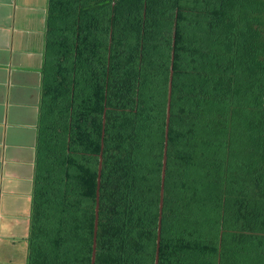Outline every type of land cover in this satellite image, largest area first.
Segmentation results:
<instances>
[{
  "label": "trees",
  "instance_id": "16d2710c",
  "mask_svg": "<svg viewBox=\"0 0 264 264\" xmlns=\"http://www.w3.org/2000/svg\"><path fill=\"white\" fill-rule=\"evenodd\" d=\"M171 70L159 264H264V0H49L26 264H91L102 151L96 264H155Z\"/></svg>",
  "mask_w": 264,
  "mask_h": 264
},
{
  "label": "crops",
  "instance_id": "0c3cea01",
  "mask_svg": "<svg viewBox=\"0 0 264 264\" xmlns=\"http://www.w3.org/2000/svg\"><path fill=\"white\" fill-rule=\"evenodd\" d=\"M49 0H0V262L26 251ZM28 253L23 255L27 260ZM12 259V260H10ZM25 260V264L26 261Z\"/></svg>",
  "mask_w": 264,
  "mask_h": 264
},
{
  "label": "water",
  "instance_id": "95a60500",
  "mask_svg": "<svg viewBox=\"0 0 264 264\" xmlns=\"http://www.w3.org/2000/svg\"><path fill=\"white\" fill-rule=\"evenodd\" d=\"M171 68H173V66H171ZM172 79H173V72L171 70L170 82H169L168 106H167L166 141H165L163 167H162V175H161V189H160V203H159L160 216H159L157 252H156L155 264H159V260H160L161 224H162V216H163L162 214H163V207H164L165 180H166V170H167V161H168L169 124H170V116H171ZM104 135H105V131H103V136ZM103 148H104V143H102V149ZM99 158L100 160H99V168H98V187H97L96 209H95V227H94L93 252H92V258H91V264H96V257H97V235H98V228H99L100 186H101L102 169H103V151L100 153ZM222 234H223V231L221 232V237H222Z\"/></svg>",
  "mask_w": 264,
  "mask_h": 264
},
{
  "label": "rangeland",
  "instance_id": "374dc122",
  "mask_svg": "<svg viewBox=\"0 0 264 264\" xmlns=\"http://www.w3.org/2000/svg\"><path fill=\"white\" fill-rule=\"evenodd\" d=\"M1 249H4V248H0ZM8 252V255H12V257H14V260L12 261H4V263L0 262V264H25V260L26 258H23V255H26V251H12L11 249H8L7 250Z\"/></svg>",
  "mask_w": 264,
  "mask_h": 264
}]
</instances>
